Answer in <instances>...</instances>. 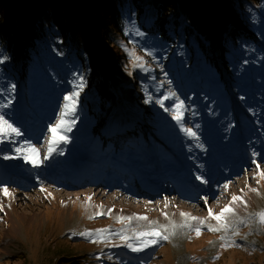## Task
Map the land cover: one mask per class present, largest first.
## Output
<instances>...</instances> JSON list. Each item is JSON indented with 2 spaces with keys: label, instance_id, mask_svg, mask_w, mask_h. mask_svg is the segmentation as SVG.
Listing matches in <instances>:
<instances>
[{
  "label": "rangeland",
  "instance_id": "rangeland-1",
  "mask_svg": "<svg viewBox=\"0 0 264 264\" xmlns=\"http://www.w3.org/2000/svg\"><path fill=\"white\" fill-rule=\"evenodd\" d=\"M235 1L243 30L252 36L229 32L221 37L214 21L209 41L208 30L199 29L178 5L166 16L170 33L165 39L149 0H123L118 29L108 17L101 35L93 25L89 29L92 55L79 47L85 40L63 37V31L47 24L45 39L25 58L12 54L0 39V103L12 99L0 111L22 132L15 142L0 143V188L7 186L11 193L0 191V264H116L108 259L109 252L119 264H264V228L254 218L239 225L234 239L240 246L227 249L220 247L223 233L206 229L199 237L178 231L170 241L135 253L79 235L119 229L123 225L117 215L138 212L162 224L167 221L161 211L177 223L180 212L206 217L207 207L219 212L233 194L247 201L246 209H237L240 217L264 210V180L257 184L258 177L253 179L252 163L256 159L264 168V0ZM21 22L20 17L16 25ZM133 24L143 37L125 34ZM130 39L137 41L136 55L144 56L145 48L154 51L171 84L156 88L164 76L151 57L144 58L154 72L132 67L125 51L133 47ZM77 74L85 87L76 124L67 133L69 142L59 145L63 154L53 153L35 168L22 158L4 159L17 156L14 148L24 140L43 157L48 125L55 123ZM169 89L185 102L184 123L197 132L198 141L182 133L171 113L155 103ZM147 94L150 103H145ZM173 103L169 99L165 107ZM232 166L239 172L228 175ZM198 175L208 180V187L183 183L185 177L197 180ZM229 179L233 183L224 192L220 185ZM164 197L170 200L167 208ZM109 208L111 215L90 218ZM139 225L146 227L147 222ZM136 226L134 221L130 225Z\"/></svg>",
  "mask_w": 264,
  "mask_h": 264
},
{
  "label": "snow or ice",
  "instance_id": "snow-or-ice-1",
  "mask_svg": "<svg viewBox=\"0 0 264 264\" xmlns=\"http://www.w3.org/2000/svg\"><path fill=\"white\" fill-rule=\"evenodd\" d=\"M132 34L135 37H143L144 33L141 32L138 28L133 24L131 27L125 28V34ZM129 43L133 45L131 49L125 47V51L128 53L129 57L132 61V67L134 69H139L145 73H152L155 70L150 67L148 62L145 60V56L151 57L152 61L155 62L159 67L161 72L163 73L164 80H161L156 83V88H162L164 83L167 82L171 84L170 80H167V73L163 72V66L159 64V60L156 57L155 53L151 49H143L144 56L136 55V46L137 41L135 39H130ZM131 74V73H130ZM151 79L155 81V76H151ZM72 84V90L66 93L63 96V103L60 106V110L58 116L55 120V123L49 124L47 131L49 135L46 138L47 143V152L40 157V149L31 143L29 140H24L18 147L14 148V152L17 156H4V159H13V158H22L25 163L31 164L34 168L39 167L43 161L49 160L53 153L59 152V154H63L62 150H60V144H66L69 142V138L67 133L72 130L75 126L77 117V109L79 105V96L80 92L85 87V83L83 81V77L78 75L75 77L73 81L70 82ZM147 86H145L146 88ZM11 92L15 91V85H12L10 88ZM172 99L174 103L171 107H165V101ZM152 101L151 94H147V99L145 103H150ZM155 103L158 104L165 112H170L172 115V119L179 126V129L182 133H184L189 138L199 140L197 132L190 127H187L184 123V113L187 110L185 102L177 96L175 91L169 89L163 96L155 100ZM12 104V99H7L6 102L0 103V109H7ZM195 115V113H193ZM195 128L198 129L199 125H195ZM22 135L21 129L17 127L10 119L6 118V113L0 111V143L4 141L15 142L16 137H20ZM203 147V145H200ZM252 155L255 157L258 153L253 152ZM252 163L255 165V176L253 179H256V183L259 184L261 180H264V168L261 167V163L256 159H253ZM248 170L245 169V172ZM196 179L199 180L202 184H208V180L203 176H196ZM233 183L231 179L227 180L225 183L220 185V188L227 192L229 186ZM0 191L3 192L5 196H11V193L7 186L0 188ZM41 191H45L43 187H41ZM243 191V190H241ZM249 191L258 193L257 188L249 187ZM50 195V194H49ZM91 197L89 196L87 200L90 202ZM205 205L208 204V196L202 197ZM147 203H152V201H148ZM170 200L168 197H164V207L167 208L169 206ZM243 206L245 209L247 208V201L244 199V196L235 195L231 196V199L228 204H225L223 208L220 209L219 212H215L212 207H207V216L200 217L192 215L188 212H180L179 215L182 218L180 223H177L173 220L169 213L166 211H161V215L167 221V223H160L159 221L150 220L146 215L132 214L129 216L117 215L115 217L117 223L123 225L119 229H111V228H101L96 229L94 231H84L79 233L80 236L88 238L93 243H103L110 248H127L132 252H143L145 249L153 247L155 245L161 244L162 241H170L173 237H175L179 232H194L196 237L201 236L203 230H207L209 232H220L223 233L219 237L221 244L220 247L222 249H227L230 247H239L240 245L236 243L234 237L239 236V225L247 224L251 221V219H255L258 226L264 228V210L250 214L248 218L240 217L237 209ZM102 207V206H99ZM0 211H3V206L0 205ZM113 212L112 208L104 211H97L90 218H95L102 215H111ZM136 221V227H130L132 222ZM140 221H146L147 226L141 227L139 225ZM213 221L215 223H213ZM118 239L120 243H114L113 241ZM191 239V237H189ZM211 243V242H210ZM103 255V253H102ZM109 260H115L116 264H119V258L112 252L107 253ZM219 258L218 256L216 257Z\"/></svg>",
  "mask_w": 264,
  "mask_h": 264
},
{
  "label": "trees",
  "instance_id": "trees-1",
  "mask_svg": "<svg viewBox=\"0 0 264 264\" xmlns=\"http://www.w3.org/2000/svg\"><path fill=\"white\" fill-rule=\"evenodd\" d=\"M123 0H0V39L2 44L16 56H30L45 39L46 24L64 32L63 37L70 36L80 43L79 47L87 48L89 55V29L93 25L100 35L105 28L104 17H108L112 28L118 29L120 23L119 9L122 11ZM141 1V0H140ZM259 2L260 0H254ZM156 10L155 19L160 21L158 30L167 37L170 30L166 25L171 8L180 5L186 17L195 22L199 29L204 27L208 32L206 38L211 41V25L216 27L221 37L226 33L235 37L243 32V38L251 35L243 29L237 16L238 4L235 0H149L147 3ZM241 5V4H240ZM143 10L139 12L142 14ZM119 16V17H118ZM22 22L18 25L19 18ZM20 22V21H19ZM231 27H233L231 29ZM204 33V31H203ZM252 36V35H251ZM166 39V38H165ZM15 52H13V51ZM17 50V51H16ZM210 59L214 61L213 51ZM207 51V52H208ZM212 54V55H211ZM92 68L97 63L92 60ZM96 72V71H95ZM60 264H63L60 262Z\"/></svg>",
  "mask_w": 264,
  "mask_h": 264
},
{
  "label": "bare ground",
  "instance_id": "bare-ground-1",
  "mask_svg": "<svg viewBox=\"0 0 264 264\" xmlns=\"http://www.w3.org/2000/svg\"><path fill=\"white\" fill-rule=\"evenodd\" d=\"M238 160H240V159H238ZM231 169H232V171H230L229 173H227L228 175L233 174V173H235V172H239V169H238L237 166H232ZM112 174H113V171H110V172H109V176L112 175ZM218 177H219V175H218V174H215L214 179L216 180V179H218ZM183 183H185L186 185H191V186H196V185H197V186H199V187H208V185H206V184H202L200 181H197V180H195V179H192L191 177H185L184 180H183ZM201 185H202V186H201ZM112 208H113V209H116L115 206H112ZM136 214L141 215L140 212H138V213H136ZM191 214H192V213H191ZM192 215H193V214H192ZM149 219H150V218H149ZM150 220H151V219H150ZM162 220H164V219H162ZM144 222H146V221H144ZM134 223H137V222L134 221ZM213 223H215V222L213 221Z\"/></svg>",
  "mask_w": 264,
  "mask_h": 264
}]
</instances>
